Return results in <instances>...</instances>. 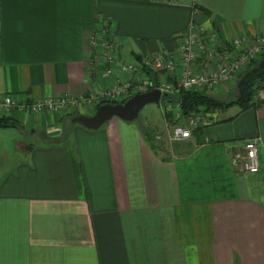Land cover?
Instances as JSON below:
<instances>
[{
  "label": "crops",
  "instance_id": "1",
  "mask_svg": "<svg viewBox=\"0 0 264 264\" xmlns=\"http://www.w3.org/2000/svg\"><path fill=\"white\" fill-rule=\"evenodd\" d=\"M190 21L207 44L197 61L206 71L217 36H264V0H0V95L101 96L125 75H106L94 37L109 30L120 58L138 62L176 49ZM9 111L0 264H264V102L225 108L170 151L137 120L89 129L68 114ZM255 136L260 170L238 175L232 154Z\"/></svg>",
  "mask_w": 264,
  "mask_h": 264
},
{
  "label": "built area",
  "instance_id": "2",
  "mask_svg": "<svg viewBox=\"0 0 264 264\" xmlns=\"http://www.w3.org/2000/svg\"><path fill=\"white\" fill-rule=\"evenodd\" d=\"M93 41L95 48L103 52L102 55L107 67L105 73L108 77L117 78L116 71L130 76L144 69L175 74V82H164L148 88L138 85L136 93L146 92L154 88H159L162 94L168 93L169 95L179 94L184 90L210 93L221 84L226 85L231 81L237 80L242 74L246 73L245 71L252 64H256L264 57V36H244L230 41L220 40L217 36L214 39L212 48L214 58L207 64L206 71H202L197 61L205 55L207 44L204 42L199 26L194 21L189 22L176 49H168L154 55H147L138 62L123 61L120 58V42L107 29L99 37H94ZM111 89L104 91L101 96L91 94L78 98L69 95L45 97L39 98L32 103L23 102L16 95L3 94L0 95V110L18 109L23 113L36 114L62 110L73 111L82 105L92 109L97 107L100 101L129 95L132 84L130 81L122 84L117 82L113 84ZM253 92L252 101L254 104L264 102V86L255 85ZM162 98L167 102L165 97ZM206 118L205 115L196 112L188 120L197 128L199 124L206 125L204 122ZM168 128L166 137L171 142H187L193 137L194 127L190 125L174 123ZM164 136L165 134L157 132L153 135V140L158 143ZM261 141L260 136L248 138L244 140L241 148L234 151L231 162L238 175L256 173L260 170L259 147Z\"/></svg>",
  "mask_w": 264,
  "mask_h": 264
},
{
  "label": "rangeland",
  "instance_id": "3",
  "mask_svg": "<svg viewBox=\"0 0 264 264\" xmlns=\"http://www.w3.org/2000/svg\"><path fill=\"white\" fill-rule=\"evenodd\" d=\"M256 65L257 64H255L254 66H256ZM254 66H251L245 72L249 71ZM244 74H242L237 80L231 81L226 85L221 84V85L217 86V88H215L214 91H212L208 94L218 98L221 102L230 103V102L238 101L240 98V90L238 88V84H239V81L244 76ZM118 79L119 80L117 82L119 84H122V83L127 82V81L131 82L132 89L130 90L129 95H126V96L123 95L124 97L119 96L117 98H108L103 103H122V102H125L128 98H130V95L136 94L138 85H142L143 87H148L151 85V83L153 85L159 84V81L157 79H150L149 80V79H145L143 76L133 77L132 75H130V76L125 75V77H123L122 79H120V78H118ZM226 87L228 89V93H225ZM109 89H111V88H109ZM111 90H113V89H111ZM111 90H110V92H111ZM220 91H222L223 93H220ZM250 95H251V89H250ZM172 98H173L172 104L169 103V104H160L159 105V104L151 103V104L146 105L141 110L138 119H136L137 121L142 122V124L146 125L147 128L151 127L152 128L151 130H154V131H151L152 137L157 132L165 134V136L161 140H159L158 143L157 142L156 143L158 144L159 147H161V148L165 147L168 150L171 148H175L179 144V142H171L166 137V132L169 129L168 127L172 126V124L179 123V124H184V125L185 124L190 125V126L194 127L193 128V132H194V130H196L200 126H204V124L203 125L199 124L197 128H196V126H193L191 124L190 120H188V118L192 114H195L197 112V113L205 115L207 118L204 119V122H205V124H209L215 120V117L217 116V114L224 111V109L214 110V109H208V108L202 107L199 110H192V111L188 112V114H185L183 107H182L181 100H179L178 97H175V98L172 97ZM98 103L101 105L100 102H98ZM82 106H84L86 109L88 108V106H86V105H82ZM82 106H79L78 108L74 109L73 111L62 110V111H58V113L72 115L73 117L78 116V115H85L83 112L84 107H82ZM8 112L10 113V111H7V110H0V116H3L5 118V121H7L9 123H13V121H11L7 117ZM169 113L171 114L172 118L170 120H168L165 124L164 117L165 118L169 117ZM180 118H181V120H179ZM2 132L3 131H0V143H1V146L5 147V145H3V144L6 143V139H8L7 135L10 133H8V134L6 133L7 135H5V134H2ZM11 134H13V132ZM0 156H1V154H0ZM7 158L9 159V162L0 161V167H1V165L5 166V168H0V169L5 170L8 167H11L13 165V163L15 162L14 159L12 161H10V156H8ZM4 170H2V171H4Z\"/></svg>",
  "mask_w": 264,
  "mask_h": 264
},
{
  "label": "water",
  "instance_id": "4",
  "mask_svg": "<svg viewBox=\"0 0 264 264\" xmlns=\"http://www.w3.org/2000/svg\"><path fill=\"white\" fill-rule=\"evenodd\" d=\"M262 78H264V57L256 66L247 71L239 81L240 99L246 100L249 98L250 88ZM168 96V93L162 94L161 89L154 88L146 92L136 93L122 103H103L93 115L75 116L74 122L80 123L89 129H99L114 117L129 122L135 121L146 105L151 103L160 104L162 97L167 98ZM32 148L33 146H30V149Z\"/></svg>",
  "mask_w": 264,
  "mask_h": 264
},
{
  "label": "trees",
  "instance_id": "5",
  "mask_svg": "<svg viewBox=\"0 0 264 264\" xmlns=\"http://www.w3.org/2000/svg\"><path fill=\"white\" fill-rule=\"evenodd\" d=\"M254 65L255 64H252L251 66H254ZM255 85L264 86V78L256 81L255 84L250 88L251 95L249 98H247L246 100H241L239 98V100L236 102H230V103L221 102L218 98L212 95H209L206 92H201L197 90H184L180 92L179 94H173V95L170 94L168 96L169 98L167 97L166 100H173V98H171L172 96L178 97L179 100H181L182 102V107H183L185 114H188V112L192 110H199L202 107L216 110V109H225L234 104H239L243 109H247L251 105H253L252 96L254 93L253 91H254ZM12 125H14V122L9 123L5 121V118L3 116H0V126L9 127ZM149 138L154 144L155 141L153 140L152 134H149Z\"/></svg>",
  "mask_w": 264,
  "mask_h": 264
}]
</instances>
